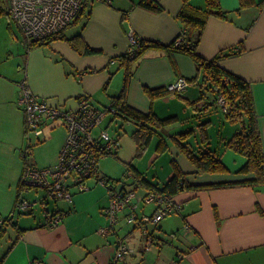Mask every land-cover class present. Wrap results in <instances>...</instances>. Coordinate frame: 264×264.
Segmentation results:
<instances>
[{"label":"crops","instance_id":"1","mask_svg":"<svg viewBox=\"0 0 264 264\" xmlns=\"http://www.w3.org/2000/svg\"><path fill=\"white\" fill-rule=\"evenodd\" d=\"M110 1V4L90 1L89 18L64 30L67 39L80 35L95 53H79L66 39H58L28 54L22 80L26 79L31 92L48 105L73 110L80 99L86 97L103 109L110 104V97L117 96L122 89L124 69L119 67L118 60L112 61L125 54L130 31L145 41L165 46L182 31L177 19L181 0H155L162 7L159 12L137 5L139 0ZM253 1L252 6L239 10V0H219L221 7L228 12L227 19L210 17L207 20L197 52L207 60L220 55L218 65L249 84L264 155V0ZM190 3L202 8L205 1L190 0ZM178 78L189 82L179 93L181 97L170 94L151 102L144 92V87H168ZM200 81L201 73L188 56L150 49L135 65L127 103L143 113L152 111L159 118L170 114L191 118L192 136L198 145H203L193 110L197 107L204 111L203 103L198 102ZM19 82L12 84V98L7 97L12 105L19 93ZM2 94L0 87V98ZM207 114L204 112V116ZM227 123L230 125L226 126ZM221 125L225 126L220 135L221 151L212 146L211 126L207 128L208 140L204 146L221 159L229 173H197L195 166L174 144L169 146L189 185L204 186L254 177L252 173H237L246 159L236 156L238 154L227 147L230 138L238 131L236 125L227 119ZM57 127L65 131L60 121L45 123L42 138H49V132ZM158 155L155 150L150 160L157 159ZM21 164L11 176L8 190L0 192L1 216L8 215L14 208L23 160ZM156 174L152 183L159 185L174 175L173 170H169L162 180ZM87 185L89 189L79 192L80 195L73 190L70 201L42 204L38 210L26 214L27 218L16 219L15 216L11 224L6 225L9 230H3L0 240L1 264H29L32 260H40L43 264H113L120 241L124 242L128 253L123 262L114 264H170L172 261L179 264H264V185L179 192L173 196L179 210L168 217L177 216L170 221L166 217L157 225H145L147 233L129 225L126 218L132 212L139 218L147 216L143 208L150 205L143 204L140 198L133 200L132 207L119 212L117 222L110 226L104 213L110 203L109 191L93 179H89ZM123 185L127 188V184ZM40 190H29L35 191L32 194L35 198L30 196L33 201L43 199L44 191ZM136 190L140 197L146 192L142 188ZM22 193L20 198H25ZM151 208L154 212V205ZM54 212L62 213L63 217L56 227L48 229L44 226L46 215ZM107 228L110 233L101 234L100 230Z\"/></svg>","mask_w":264,"mask_h":264},{"label":"trees","instance_id":"2","mask_svg":"<svg viewBox=\"0 0 264 264\" xmlns=\"http://www.w3.org/2000/svg\"><path fill=\"white\" fill-rule=\"evenodd\" d=\"M90 1L95 0H85L82 9L79 11L78 15L71 25L89 18L90 15L88 13V9L92 5V3L90 4ZM181 1L182 6L177 15V19L181 23L182 31L173 40V42H171L170 45L165 46L155 41H145L141 38L137 50L132 57H128L127 55L123 54L119 58L114 59V61L118 60L119 67L121 69H124V81L120 93L117 96L110 97V104L108 106H105L104 109H106L108 114H113L116 117L119 116L122 119L132 121L137 125L138 128L133 133V138L138 144V151L144 150L149 140L156 134L155 129H163L168 124L177 121L178 117L172 116L169 118L160 119L152 111L143 113L128 105L127 91L129 83L134 75L135 65L137 64L138 60L141 59L143 54L150 49H162L170 55L182 54L188 56L197 65L198 71L201 73V81L199 83L200 96L198 98V102L203 103L204 110H206L208 106H210L204 91L211 94V99L214 103H218L219 98L222 99V101L224 102L223 108L226 113V119L231 124H239L241 126V128L232 136V138L227 143L228 148L233 150L235 153L245 157L246 159L244 165L238 169L237 173H252L254 174V177L240 181L224 182L204 186H191L187 183L185 174L180 170L178 165L173 160L172 166L174 175L162 185L154 184L148 181L133 166L129 165L128 167L130 171L133 172L135 180L133 182L134 189L136 190L142 188L146 191H155L159 194H167L169 197L173 198L175 194L191 189L196 190L235 186H262L264 185V155L250 86L245 80L227 70H224L218 65L217 61L221 57L220 55L214 59L207 60L201 57L197 52L198 43L207 20L210 17L227 19L228 12L221 7L219 0H204L205 4L202 8L192 6L190 0ZM253 3V0H239V10L248 8L252 6ZM137 5L154 12H159L162 10V7L155 0H139ZM4 14L9 16L8 10L5 11L3 9H0V16ZM58 39H66L71 44V46L79 53H95L83 42L80 35H76L72 38L67 39L64 35V31L43 40L30 42V44L27 46V51H31L37 47L49 45L50 42ZM178 40H180V42L178 45H176V42ZM224 56H227V54ZM195 80L197 79L195 78ZM144 92L151 102L157 99H162L170 94L179 95V93L173 92L169 90L168 87L164 86L152 89L144 87ZM179 96L181 97V95ZM196 103L197 102L193 103V105H196ZM193 110L196 112L198 111V108L194 107ZM208 125L209 121L198 125V129L202 137V142L204 143L203 145H207ZM193 133L194 131L191 129L186 132L176 134L172 136L171 139L173 140V143L178 148V150L189 160V162H191L195 166L196 172L200 174L229 173L228 167L210 149L206 148V151L204 150L200 155H197L194 149L189 147L186 141ZM29 147L30 146H28L26 150H28ZM167 148L168 147L164 140H160L156 147V152L158 154H161L162 152L167 150ZM22 158L23 163L26 164V156L22 155ZM105 179L109 181L112 180L108 177H105ZM115 182L117 183L118 181ZM29 190L30 189L22 185L20 177L16 186L15 204L19 201L21 193ZM25 200L29 201L28 199ZM48 202L52 201H40L38 204L42 205ZM32 211L33 210H31L30 213ZM55 214L61 213L54 212L49 215ZM49 215H46V222L44 226H46ZM3 217L8 218V215ZM13 219L10 222L8 219H6L3 226L11 224ZM3 233L4 231L1 228L0 239L3 236ZM1 262L2 259H0V264Z\"/></svg>","mask_w":264,"mask_h":264},{"label":"built area","instance_id":"3","mask_svg":"<svg viewBox=\"0 0 264 264\" xmlns=\"http://www.w3.org/2000/svg\"><path fill=\"white\" fill-rule=\"evenodd\" d=\"M6 1L9 16L16 23L26 49L30 42L57 35L68 28L85 2V0ZM95 1L111 3L110 0ZM140 39L133 31L128 33V46L125 55L132 57L135 54ZM179 42L180 40L176 42V45ZM187 86L186 79L178 78L168 86V89L181 93ZM19 92L18 104L24 113L27 135L32 134L39 140L42 137V128L45 123L60 121L65 127L66 137L55 166L42 169L33 164H24L21 173L22 185L30 190H43V200L31 202L20 198L14 205V210L8 214V218L0 215V225H3L6 219L10 222L16 214L30 212L40 201H70L73 190L85 192L89 189L87 185L89 179L96 180L98 184L109 191L110 203L104 213L109 219L110 226L117 222L118 213L125 208L132 207V201L137 198H140L143 204L154 205L155 208L151 215L139 218L132 212L126 218L129 225L139 227L143 233H147L145 225H157L164 218L179 210V206L167 194L146 191L140 197L134 186L132 189H127L122 184L118 188L117 184L105 179L99 172V160L109 155L119 144L116 137L111 136L106 129L99 127L108 115L106 109H101L86 97L81 98L77 108L73 110L50 106L44 99L31 92L26 79L19 82ZM218 104L223 108L224 102L221 98L218 99ZM27 154L28 150L23 151V156H27ZM132 177L134 178L133 174ZM62 217V213L49 215L46 227H56ZM100 232L106 235L110 233V230L107 228ZM126 253H128V249L124 242L120 241L112 263L123 262ZM29 264H43V262L32 260ZM170 264L179 263L172 261Z\"/></svg>","mask_w":264,"mask_h":264},{"label":"rangeland","instance_id":"4","mask_svg":"<svg viewBox=\"0 0 264 264\" xmlns=\"http://www.w3.org/2000/svg\"><path fill=\"white\" fill-rule=\"evenodd\" d=\"M0 9L5 11L7 10L6 0H0ZM31 51H27L26 46L22 41L21 33L12 18L6 14L1 15L0 87L2 88L3 94L0 98V192L4 189L5 191L8 190L7 187L10 183V178L14 173H16L20 164L22 163L23 151H25L28 146L30 147L28 148L26 159L29 164H36L42 169L49 168L56 165L60 149L66 137H64V135H66V130L64 131L62 127H57L51 130V132H49L50 137L46 139L40 137V139L37 140L34 135H27V133L24 131V113L18 104L20 92H17V95H15L16 98L13 105L10 102L11 100L8 99L12 98V93L10 92L12 84H16V82L18 83L24 77L23 68H25L24 65L27 56ZM122 86L123 83L121 84V88ZM204 92L210 106H208V108L204 111H196L194 121L198 125L206 121L211 123L208 125V129L209 126H211L210 130H212V146L214 149H217L220 152L223 148L220 135L223 133L222 129L224 130L225 127L221 125V123L226 120V113L218 103L213 102L210 93H207L206 91ZM204 112L208 113L207 116H204ZM172 115L174 114H170L160 119L169 118L172 117ZM178 117L179 119L177 121L168 124L163 129H155L156 134L152 136L144 150L138 151V144L133 138V133L138 128L137 125L132 121L124 120L119 116L116 117L113 114H108L99 127L106 128L111 136H114L116 139H118L119 144L109 155H106L99 160V172L106 177L111 178V181L114 184H117L118 188H120L122 184H127L128 189L133 187V172L130 171L128 167L129 165L133 166L144 177L147 176V178H145L150 182H153V180L157 178L156 173H158V178L162 177V180L165 179L167 172L169 170H173L172 161L175 160L172 149H168L169 146L171 147L172 144H174L171 137L176 134L191 130L192 128L191 118L181 116ZM229 125V123L226 124V126ZM167 127H171V129H168ZM236 127L238 130L241 128L239 124H236ZM192 135L187 139L186 142L190 148L194 149L197 155H200L204 150L206 151L208 146L201 144L198 145L196 143L198 141ZM62 137H64V140L59 146ZM160 140H164L168 148L159 154L157 159L150 160V155L156 150ZM19 145H21V147ZM57 146H59L58 150ZM229 152L232 155H236L233 153L234 151ZM236 156L241 157L239 154ZM227 158H229V156ZM115 181L118 182L116 183ZM34 193L35 191H28L23 192L22 194H24L25 198L32 199L31 201H33V198L30 196L34 197V195H32ZM40 193L42 194V192ZM74 193L80 195L83 192L79 193L77 191ZM40 206L41 205H38L33 210H38ZM151 207L152 205L144 206L143 209L147 215L151 214ZM1 211V213L4 214L3 210ZM176 216V214L172 215L167 217L166 220H173ZM18 217L27 218L29 216L26 214H16V219H18ZM0 226V229L2 228L3 230H9L7 229L8 226L6 225Z\"/></svg>","mask_w":264,"mask_h":264},{"label":"bare ground","instance_id":"5","mask_svg":"<svg viewBox=\"0 0 264 264\" xmlns=\"http://www.w3.org/2000/svg\"><path fill=\"white\" fill-rule=\"evenodd\" d=\"M47 224V223H46ZM49 229V228H48Z\"/></svg>","mask_w":264,"mask_h":264}]
</instances>
